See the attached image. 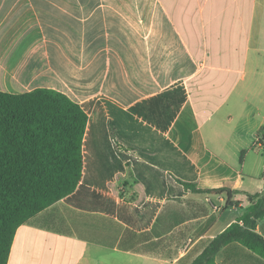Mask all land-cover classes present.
<instances>
[{
    "label": "crops",
    "instance_id": "obj_1",
    "mask_svg": "<svg viewBox=\"0 0 264 264\" xmlns=\"http://www.w3.org/2000/svg\"><path fill=\"white\" fill-rule=\"evenodd\" d=\"M38 87L79 102L95 144L7 264H191L264 189V0H0V90ZM215 264L264 248L231 242Z\"/></svg>",
    "mask_w": 264,
    "mask_h": 264
},
{
    "label": "trees",
    "instance_id": "obj_2",
    "mask_svg": "<svg viewBox=\"0 0 264 264\" xmlns=\"http://www.w3.org/2000/svg\"><path fill=\"white\" fill-rule=\"evenodd\" d=\"M88 120L85 108L57 89L0 90V264L8 263L23 223L77 189L83 178ZM261 134L264 137V128ZM175 178L194 192L225 193L227 206L239 204L233 197L240 190L201 188L196 182ZM247 195L251 205L211 239L191 264H215L217 252L235 241L254 250L264 248V238L256 231L264 218V189Z\"/></svg>",
    "mask_w": 264,
    "mask_h": 264
},
{
    "label": "rangeland",
    "instance_id": "obj_3",
    "mask_svg": "<svg viewBox=\"0 0 264 264\" xmlns=\"http://www.w3.org/2000/svg\"><path fill=\"white\" fill-rule=\"evenodd\" d=\"M103 132V131H102ZM106 135L105 136H101L99 138V140L101 142H98L99 144L102 143L103 147L105 148V153L104 155L109 158L110 154H109V148L111 147L110 146V140H109V135H107L108 133L106 132L105 133ZM111 139V138H110ZM117 142H118V145H122L119 141V139H117V137L115 138V142L113 141V145H117ZM95 144L94 142V137L91 133V125H90V129L89 131L87 132V135H86V140H85V143H84V151H85V156H86V162L89 161L90 157L92 156V147L93 145ZM124 147V146H123ZM111 152V151H110Z\"/></svg>",
    "mask_w": 264,
    "mask_h": 264
}]
</instances>
